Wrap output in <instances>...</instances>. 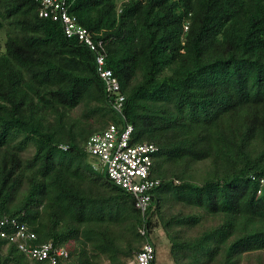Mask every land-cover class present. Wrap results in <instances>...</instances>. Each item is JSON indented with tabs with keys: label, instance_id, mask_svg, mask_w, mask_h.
<instances>
[{
	"label": "trees",
	"instance_id": "obj_1",
	"mask_svg": "<svg viewBox=\"0 0 264 264\" xmlns=\"http://www.w3.org/2000/svg\"><path fill=\"white\" fill-rule=\"evenodd\" d=\"M68 3L96 50L0 0V217L66 249L58 264H129L160 232L171 264H264V0ZM109 126L157 148L143 214L85 150ZM0 264L47 262L0 239Z\"/></svg>",
	"mask_w": 264,
	"mask_h": 264
},
{
	"label": "built area",
	"instance_id": "obj_2",
	"mask_svg": "<svg viewBox=\"0 0 264 264\" xmlns=\"http://www.w3.org/2000/svg\"><path fill=\"white\" fill-rule=\"evenodd\" d=\"M38 3V16L54 22H59L68 38H77L90 49L96 50L91 41V34L76 23L69 15V0H34ZM100 45V43H98ZM97 45V46H98ZM105 57L99 53L96 57L97 73L104 84L105 92L111 96L112 106L120 110L124 96L120 94L117 79L111 70L105 69ZM131 127L127 126L119 132L114 126L102 133L93 134L85 144L87 154L95 157L99 167H103L107 178L116 186L130 193L135 199V208L143 214L149 206L151 195L158 186L157 180L150 179L152 155L157 148L152 144L142 143L130 145L128 140ZM145 230H140L144 234ZM0 239H7L16 244L17 248L28 258L47 264H58L60 257H67V250L54 247L50 243L30 246L35 235L15 219L0 217ZM155 259V249L149 242L143 244L141 250L129 264H152Z\"/></svg>",
	"mask_w": 264,
	"mask_h": 264
},
{
	"label": "rangeland",
	"instance_id": "obj_3",
	"mask_svg": "<svg viewBox=\"0 0 264 264\" xmlns=\"http://www.w3.org/2000/svg\"><path fill=\"white\" fill-rule=\"evenodd\" d=\"M4 37V34L0 32V43L2 42ZM97 172H101V168L98 167ZM161 237L160 240L162 244L160 245L159 242L156 241V251H155V262L154 264H171V261L169 260L168 256V243L167 240L164 238L163 234L161 232L159 233Z\"/></svg>",
	"mask_w": 264,
	"mask_h": 264
}]
</instances>
